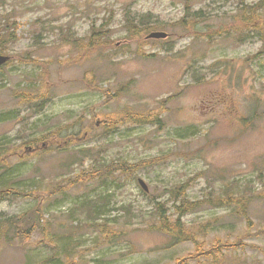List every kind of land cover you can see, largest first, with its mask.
I'll return each instance as SVG.
<instances>
[{"label":"rangeland","instance_id":"rangeland-1","mask_svg":"<svg viewBox=\"0 0 264 264\" xmlns=\"http://www.w3.org/2000/svg\"><path fill=\"white\" fill-rule=\"evenodd\" d=\"M246 5L259 14L239 19ZM11 21L15 34L0 36L11 56L0 68V148L21 154L0 166L24 190L0 193V264H52L53 248L71 251L62 264H264V0H0V27ZM92 26L108 44L75 49ZM134 27L147 30L132 37ZM154 30L169 36L145 40ZM47 133L50 149L25 153ZM181 184L197 203L181 220L201 232L166 248L157 211L179 216L171 191ZM237 200L245 218L233 215ZM36 204L42 230L20 243L9 222ZM91 206L102 212L94 221ZM104 222L119 235L103 239Z\"/></svg>","mask_w":264,"mask_h":264},{"label":"trees","instance_id":"trees-1","mask_svg":"<svg viewBox=\"0 0 264 264\" xmlns=\"http://www.w3.org/2000/svg\"><path fill=\"white\" fill-rule=\"evenodd\" d=\"M186 12L188 11H185V13ZM256 12L257 14H259L258 8L255 9L254 7H248L246 5L239 12L238 16H239V19L241 20H248L251 17V15ZM184 20H185V15L181 17V22L183 23ZM252 23H255V21H252ZM134 24L135 23H132L133 26ZM92 27H93L92 31H95V33H91L87 37V40L84 43L85 45H83L81 42L77 43L73 41L72 44L74 45L75 49L79 50L86 46V48L88 47L89 50L96 51V50H100L104 48L108 44V40H107L108 35L106 33V30L102 27H95V26H92ZM254 27L261 29L260 25H256ZM8 28H11L13 33L10 30H8ZM16 28H17V24L15 21H11L6 24H3L0 27V36L5 37V38L12 36L13 34H15ZM146 30H147L146 28L134 27V30L130 31L131 33L130 35H132V37H135V36H138L140 32H145ZM85 53L86 51L84 52V54ZM136 116H141V115H136ZM132 118H135V117H132ZM52 136H54V134L47 133L46 135H44L43 138L45 140L51 139L49 137H52ZM34 139L35 138L28 139L25 141V143L34 144L40 141V140H34ZM44 139H41V140H44ZM5 149L6 148L4 146L0 148V165H4L5 160L9 159V157L5 156L4 154L6 152ZM153 161L154 160L151 159L148 161H143L141 163L131 164V163H128L127 161L122 160L119 162L109 163L103 166L101 169H99L95 173L88 175V177H86L83 174L77 175L72 182L77 183L79 181L96 180L98 178L108 177L111 174H113L115 171H119L121 173H130V172H133L140 164H151ZM9 169H11V167L2 168L0 166V193H5V194H9L13 192L17 193L20 190H24V189H18V188L13 187V186L19 187L18 185L21 179H18L13 174H9L8 173ZM20 171L21 170H19L18 175L21 174ZM56 187L60 192L61 190H65L67 188V184L63 185L62 187H59L58 185H56ZM185 188H186V185L181 184L176 190L171 191L172 197L180 198L179 204L175 206L176 208L175 211L179 213V216H177L175 219H171L167 215V213H163L162 211H160V209H158L157 211V221L154 225V228L158 232H161L168 236L169 242L165 246L166 248L173 246L179 243L180 241L194 240L196 239L197 235L201 232L202 225H200L199 229H194L193 227H189L188 225H186L181 220V215H183V212L191 211L195 209L197 206V203L188 201L186 199L184 195ZM248 198L250 201H252L253 199H255V194L251 192L248 195ZM227 200H229V197L227 198ZM245 202H247V200ZM232 204L234 205L233 215L243 216L245 218V211L243 210V205H244L243 201L237 200L235 202H232ZM86 212L93 216V221L99 216H101L102 214L100 210H96L93 206H91V210L87 209ZM41 214H42L41 206L39 204H36L35 206L33 207L31 206L26 211H24L23 214L19 216V218L16 217L15 218L16 220L9 222V227H15L17 230L16 235L18 238L17 239L18 242L21 243L23 233L30 232L31 230H34L35 228H39L42 230L41 224L39 222ZM112 219L115 220V217H112ZM113 223L115 224V222ZM18 224L22 226L21 231L19 233H18V227H17ZM111 226L113 225L108 222H104V224L103 223L97 224V227L102 233L103 239L105 238L111 239L119 235L118 232L120 231L117 232L116 228H111ZM66 233L67 232H64V234ZM209 254L212 255V251ZM70 256H71V251H67L64 253V255L61 256L60 250L53 248L50 254L47 257H45V261L51 262L52 264L72 263V259H68L67 261H65L64 259V257H70ZM181 260L182 258L178 259L176 264H186V263H181Z\"/></svg>","mask_w":264,"mask_h":264},{"label":"water","instance_id":"water-1","mask_svg":"<svg viewBox=\"0 0 264 264\" xmlns=\"http://www.w3.org/2000/svg\"><path fill=\"white\" fill-rule=\"evenodd\" d=\"M166 36H167V33H165V32H151V33H149V34L146 36V38H147V39H149V38L160 39V38H165ZM8 59H9V56H6V55H0V66H1L2 64H4ZM139 183H140L141 187H142L145 191L148 190L147 186L144 184V182H143L141 179H139Z\"/></svg>","mask_w":264,"mask_h":264},{"label":"bare ground","instance_id":"bare-ground-1","mask_svg":"<svg viewBox=\"0 0 264 264\" xmlns=\"http://www.w3.org/2000/svg\"><path fill=\"white\" fill-rule=\"evenodd\" d=\"M139 179H141L144 182V184L146 185L145 181L142 178H138V183H139ZM139 185H140V183H139Z\"/></svg>","mask_w":264,"mask_h":264},{"label":"flooded vegetation","instance_id":"flooded-vegetation-1","mask_svg":"<svg viewBox=\"0 0 264 264\" xmlns=\"http://www.w3.org/2000/svg\"><path fill=\"white\" fill-rule=\"evenodd\" d=\"M42 146H43L42 148H46L47 147L45 143H43Z\"/></svg>","mask_w":264,"mask_h":264}]
</instances>
